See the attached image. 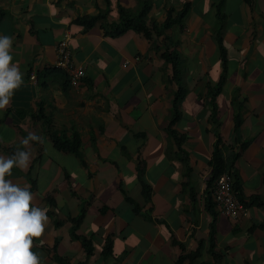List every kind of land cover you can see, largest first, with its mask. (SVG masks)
Segmentation results:
<instances>
[{
	"label": "crops",
	"instance_id": "crops-1",
	"mask_svg": "<svg viewBox=\"0 0 264 264\" xmlns=\"http://www.w3.org/2000/svg\"><path fill=\"white\" fill-rule=\"evenodd\" d=\"M140 1L151 5L150 27L171 8L189 4L190 11L183 25L161 36L116 34L120 6L136 11ZM217 5L225 17L226 71ZM0 9V36L12 38V63L23 77L0 110V156L29 150L22 140L30 132L42 138L30 144L29 167L6 176L34 187L33 206L46 210L45 232L32 248L41 264H61L57 257L67 264H177L189 254L182 264H264V0H0ZM66 35L73 62L86 72L77 84L53 68ZM171 54L175 65L165 57ZM223 80L214 111L210 90ZM53 131L80 135L86 165L55 147ZM219 141L240 154L234 181L249 204L240 221L206 209ZM82 209L77 234L94 240L90 256L71 236ZM212 225L217 260L210 253Z\"/></svg>",
	"mask_w": 264,
	"mask_h": 264
},
{
	"label": "clouds",
	"instance_id": "clouds-1",
	"mask_svg": "<svg viewBox=\"0 0 264 264\" xmlns=\"http://www.w3.org/2000/svg\"><path fill=\"white\" fill-rule=\"evenodd\" d=\"M12 44L11 37L0 36V110L10 105L14 92L23 83L22 73L12 63ZM32 141L42 142V138L30 132L22 140L29 150H17L9 158L0 156V264H41L32 248L34 239L39 240L45 232L46 210L33 206L28 186L6 179L14 167H29Z\"/></svg>",
	"mask_w": 264,
	"mask_h": 264
},
{
	"label": "trees",
	"instance_id": "trees-1",
	"mask_svg": "<svg viewBox=\"0 0 264 264\" xmlns=\"http://www.w3.org/2000/svg\"><path fill=\"white\" fill-rule=\"evenodd\" d=\"M249 1V0H248ZM220 5H217V17H218V27L216 29V40L217 44L219 47V50L221 51V56L223 60V67L224 70L226 71V66H227V56H226V49L224 46V41H223V26H224V21L225 17L222 15L220 9ZM120 22L116 24L114 27L116 29V34H123L129 30H133L135 32H143L145 35H149L150 31H154L157 33L159 36L163 35L165 31L175 27V26H181L184 24L185 18L187 14L190 11V5L186 4L183 9L181 10H176L174 8H171L167 12V17L166 20L162 24H153L151 27L148 25V14L151 11V5L148 2L145 1H140L139 9L136 11H130L122 6H120ZM4 13L0 9V21L3 19ZM96 22V18L89 19L87 23L85 24L86 27H91L94 23ZM165 57L170 60L171 62L176 64V58L177 55L171 54V55H165ZM224 80L220 83L219 87L210 90V100L209 103L210 105L215 108V97L217 94L221 92L222 85H223ZM216 111V108L214 109ZM45 118V115H43ZM175 120L170 124L172 127L173 123ZM243 119L241 116V113L237 114L235 117V139L236 141H239V133L242 127ZM45 124L47 125L48 129L52 131V123L50 120L47 118L45 119ZM170 133L174 135L177 138V133L173 131L172 129L170 130ZM52 141L55 145V147L63 151L65 153H70L76 155L80 160L83 165L85 164V161L83 159V154L81 151V139L80 135L77 132H74L73 136L71 138H68L66 136H61L56 131H53L51 134ZM177 141H179L177 139ZM246 144H243L241 148H246ZM226 151H228V154L226 155ZM240 154L236 153L234 150H228L227 147L222 144L220 141L217 142V146L215 149V152L213 154L212 159L210 160L209 164L212 167V172L210 177L207 180V189H206V209L207 211L213 216L216 217L218 216L217 214V209H216V204L213 201V189L216 184V181L218 178L225 172H231L233 173V177L235 174V164L236 161L238 160ZM143 163H140V167L138 168V174H139V179L143 185V192L146 194L149 192V187L147 184L144 183L143 180ZM34 184V183H33ZM34 186V185H33ZM234 189L239 193L240 200L244 202L247 206L249 204L247 201L243 198L242 193H241V187L238 182L234 181ZM34 190V187L30 188V191L32 192ZM257 197H252L251 202H256ZM131 203L133 202L130 198L128 199ZM263 204V203H262ZM86 216V209H82L80 212V215L77 218L72 219L73 222V227L71 229V236L73 239L80 240L84 246V249L87 253V255H91L94 252V240L92 238H89L87 236L83 235H78L77 231L80 229L84 219ZM214 225H212L211 228V242H212V249L210 251L212 257L214 260H217L221 255L217 254L215 252V229ZM111 250H112V242L108 241L105 249L103 251V256L108 257L111 255ZM191 257H193L191 255ZM190 258L189 255H183L177 264H182L186 259ZM57 260L61 264H67L64 259L58 258Z\"/></svg>",
	"mask_w": 264,
	"mask_h": 264
},
{
	"label": "built area",
	"instance_id": "built-area-1",
	"mask_svg": "<svg viewBox=\"0 0 264 264\" xmlns=\"http://www.w3.org/2000/svg\"><path fill=\"white\" fill-rule=\"evenodd\" d=\"M68 41L69 35H66L63 40L57 43L58 58L53 68L64 71L72 83L77 84L86 76V72L73 62ZM30 79L36 81L37 76L32 74ZM213 201L221 215L234 221H240L249 216V206L240 200L239 193L234 189V177L231 172L223 173L216 181L213 189Z\"/></svg>",
	"mask_w": 264,
	"mask_h": 264
}]
</instances>
